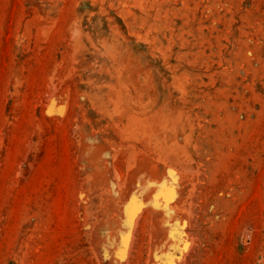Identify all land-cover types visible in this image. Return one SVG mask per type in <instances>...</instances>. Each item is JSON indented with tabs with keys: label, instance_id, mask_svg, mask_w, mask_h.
<instances>
[{
	"label": "rangeland",
	"instance_id": "obj_1",
	"mask_svg": "<svg viewBox=\"0 0 264 264\" xmlns=\"http://www.w3.org/2000/svg\"><path fill=\"white\" fill-rule=\"evenodd\" d=\"M0 264H264V0H0Z\"/></svg>",
	"mask_w": 264,
	"mask_h": 264
}]
</instances>
